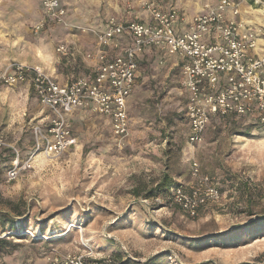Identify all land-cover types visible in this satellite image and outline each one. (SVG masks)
<instances>
[{"label": "rangeland", "instance_id": "374dc122", "mask_svg": "<svg viewBox=\"0 0 264 264\" xmlns=\"http://www.w3.org/2000/svg\"><path fill=\"white\" fill-rule=\"evenodd\" d=\"M126 1L61 0L75 23L67 18L36 34L39 0H0V68L17 59L63 75L62 65L84 73L57 55L56 44L93 43V31L108 16L120 17ZM167 2L192 14L210 0ZM139 62L123 140L114 138L107 119L75 111V146L53 159L38 155L11 183L12 155L2 150L0 239L8 244L0 249V264H45L54 254L83 252V241L96 257L112 256L120 264H133L122 246L149 264H264V126L212 123L192 148L176 58L153 55ZM40 110L27 87L0 88V136L20 150L21 160L33 145L32 126L46 113ZM192 154L201 172L219 183L222 197L188 219L166 194L147 195L164 175L188 183Z\"/></svg>", "mask_w": 264, "mask_h": 264}, {"label": "built area", "instance_id": "2783aa9c", "mask_svg": "<svg viewBox=\"0 0 264 264\" xmlns=\"http://www.w3.org/2000/svg\"><path fill=\"white\" fill-rule=\"evenodd\" d=\"M136 1L147 21L140 16L127 19L111 15L100 30L93 31L96 51L85 55L95 62L89 77L62 84L38 65L11 61L0 68V86L29 84L40 113L46 112L32 126L34 141L24 160L20 150L0 136V150L12 155L6 173L8 183L30 169L38 155L53 159L75 146L71 117L77 110L88 109L108 118L114 138L127 137L128 101L137 85L139 60L152 50L177 60L186 96L187 143L192 148L201 144L207 126L218 117H251L264 126V21L253 20L254 12L264 16V0H214L192 18L174 6L164 8L162 0ZM39 3L42 17L34 26L36 34L50 25L66 24L67 13L59 0ZM55 51L66 64L77 60L73 45L58 43ZM189 160L191 180L187 185L177 182L169 190L170 205L194 219L218 205L222 193L219 183L201 172L193 154ZM82 243L83 252L54 254L45 264H120L112 256L96 257L88 244ZM122 251L133 264L147 262L131 256L124 246Z\"/></svg>", "mask_w": 264, "mask_h": 264}, {"label": "crops", "instance_id": "0c3cea01", "mask_svg": "<svg viewBox=\"0 0 264 264\" xmlns=\"http://www.w3.org/2000/svg\"><path fill=\"white\" fill-rule=\"evenodd\" d=\"M59 2L61 3V5L65 8V10H66V19L68 18V14H69V11H68V9H67V7L65 6V4L64 3H62L61 2V0H59ZM214 3V0H210V2H206V3ZM130 3V5H131V10L129 11L128 10V4ZM206 3H204V4H206ZM162 4H163V7L164 8H167L168 6H173V5H170L168 2H167V0H162ZM203 4V5H204ZM202 5V6H203ZM202 6L200 7V9L202 8ZM174 7H176V6H174ZM179 11H181L182 13H184V15L185 16H187L188 18H192L195 14H197L199 11H200V9H199V11L197 12V13H192V14H189V13H186L184 10H182V9H180V8H178V7H176ZM114 15V14H113ZM120 15V17H123V18H127V19H131V18H133V17H135V16H140V17H142V19H145V21H147L148 20V17L146 16V14H144V13H142V11L140 10V8H139V4H138V1H136V0H131V2L130 1H126L125 2V5L123 6V7H121L120 8V11H119V14H118V16ZM115 16H117V15H115ZM69 19V18H68ZM67 19V20H68ZM106 19V18H105ZM253 20H254V22H256V23H260V22H263L264 21V16H262V17H259V15H257V13L256 12H254L253 13ZM69 21L70 22H74L75 23V21L71 18V19H69ZM104 23V22H103ZM58 26V25H57ZM101 27L103 26V24L101 23V25H100ZM59 43H63V42H59ZM58 44V43H57ZM56 44V45H57ZM69 45H73L74 47H75V49H76V51L78 52V54H77V62L75 61V66L77 67V68H80L81 70H84V73H82V74H79V73H75V71H74V69H75V67L73 68H70V67H68V66H66V65H62L61 67L63 68H65V70H66V75H63L62 73H59L58 72V70L56 69V67H54V69H50V68H48L46 65H44V63H36V62H31V61H27V60H24V61H22V60H12V61H17V62H20V63H27V64H31V65H38V66H41L42 68H44L50 75H51V77L55 80V81H58L59 83H62V84H64V83H66V82H69V81H72L73 79H75V78H78V77H81V76H85V77H89V75H90V73L92 72V70L94 69V67H95V62H93V61H91V60H87L86 58H85V55L88 53V52H91V51H96L95 50V48H96V40H95V38H94V42L93 43H90L88 46H83V42L81 43L82 45H79L78 43H76L75 41L74 42H72V43H68ZM55 48H56V46H55ZM54 48V49H55ZM111 53H112V50H110V49H108ZM83 56H84V58H83ZM143 59H144V56L143 57H141V59L139 60V61H141L142 60V62H143ZM11 62V61H10ZM9 63V62H8ZM7 63V64H8ZM140 63V62H139ZM7 64H5L3 67H5ZM60 63H56V66H58ZM140 68V67H139ZM140 70V69H139ZM63 71H64V69H63ZM18 86H23V87H27V89L31 92V94L33 95V97L35 98V96H34V94H33V92H32V89H31V87H30V85L29 84H27V83H25V84H21V85H18ZM2 87H4V86H0V88H2ZM14 87H17V86H14ZM35 100H37L36 98H35ZM37 102H38V100H37ZM38 105H39V103H38ZM78 111V110H77ZM85 111H89L88 109L87 110H85ZM90 112V111H89ZM93 113V112H92ZM98 115V114H97ZM103 119H107V121H108V123H109V119L108 118H104V117H102ZM109 128H110V123H109ZM187 128H188V124H187ZM111 130V129H110ZM112 131V130H111ZM188 132H189V128H188ZM183 184H185V185H187L188 183H183Z\"/></svg>", "mask_w": 264, "mask_h": 264}, {"label": "trees", "instance_id": "16d2710c", "mask_svg": "<svg viewBox=\"0 0 264 264\" xmlns=\"http://www.w3.org/2000/svg\"><path fill=\"white\" fill-rule=\"evenodd\" d=\"M153 55H158L157 53L154 52V50L152 51H148L144 54V58L146 56H153ZM239 122L240 124H246V125H257L253 119L251 117H239V118H236L235 116H228V117H218V118H215L214 119V124L215 125H218V124H223V125H230L234 122ZM4 151V150H3ZM5 152H8V151H5ZM5 152H2V150H0V154H4L5 155ZM177 185V182L175 179L173 178H170L169 176L167 175H164L163 178L161 179V181H159V183L156 185V187L151 190V192H149V194L147 195V197H153V196H158V195H162V194H166V198L167 200L169 201L170 203V192L169 190L173 187ZM219 191H221L220 189V186H219ZM222 193V191H221ZM16 215L18 217H21L24 215V213L22 212H15ZM2 217V216H1ZM10 225L13 226V219L12 221L10 220L9 221ZM8 244L7 241L3 240V239H0V249H2V245H6ZM144 264H149V262L147 261L146 263Z\"/></svg>", "mask_w": 264, "mask_h": 264}]
</instances>
